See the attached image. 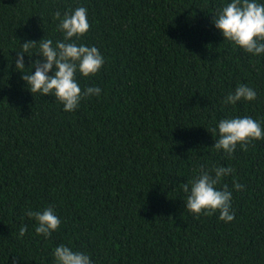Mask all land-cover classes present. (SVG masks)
<instances>
[{
  "label": "trees",
  "instance_id": "trees-1",
  "mask_svg": "<svg viewBox=\"0 0 264 264\" xmlns=\"http://www.w3.org/2000/svg\"><path fill=\"white\" fill-rule=\"evenodd\" d=\"M231 2L0 0V264H55L60 245L92 264H264V139L231 155L213 147L223 119L264 129V53L213 23ZM77 7L90 29L73 39L105 63L76 73L100 95L65 112L53 94L28 91L15 57L25 41H63L55 13ZM24 59L29 68L42 57ZM241 84L257 98L225 104ZM214 167L234 170L217 185L232 193V222L186 210L182 184ZM48 207L61 223L45 237L26 213Z\"/></svg>",
  "mask_w": 264,
  "mask_h": 264
},
{
  "label": "clouds",
  "instance_id": "clouds-1",
  "mask_svg": "<svg viewBox=\"0 0 264 264\" xmlns=\"http://www.w3.org/2000/svg\"><path fill=\"white\" fill-rule=\"evenodd\" d=\"M55 19L60 21L58 30L63 33V41H56L55 46L52 39L25 41L21 44L22 51L16 52L15 70L22 73L21 79L26 82L28 91L33 95L53 94L64 105V111L71 112L79 107L85 96H99L101 93L99 87H87L82 91L76 80V73L79 72L85 78L94 76L101 70L105 60L97 47L78 45L73 39L84 36L90 29L85 7H77L63 17L60 12H56ZM213 23L225 40L235 46L254 55L264 53V4L257 0H232L216 12ZM37 44L39 51L32 55L30 49ZM25 54L30 60L33 56L42 59L35 60L31 67L26 68ZM256 98L257 92L254 89L241 84L234 93L225 97L224 103L235 104L242 99L254 101ZM216 132V128L212 129V133ZM218 133L219 139H215L213 147L229 155L235 151L237 144L246 151L252 141L264 139L261 124L250 116L221 120ZM233 171L230 167H214L211 171L202 169L198 177L183 183L182 189L187 194L186 210L197 217L201 214L211 216L219 212V220L232 222L235 219V212L231 209L232 193L227 185L223 189H218L217 185ZM234 187L237 191L244 188L239 183H235ZM26 214L37 221L35 232L38 235L50 237L60 227L61 221L51 207L42 212L28 210ZM27 231V226H21L20 236L23 237ZM54 258L55 264H92L89 255L74 252L65 245L55 248Z\"/></svg>",
  "mask_w": 264,
  "mask_h": 264
}]
</instances>
